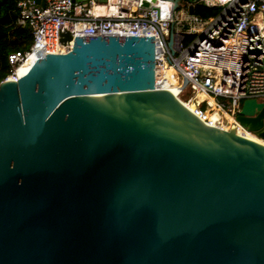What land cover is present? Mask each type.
I'll return each mask as SVG.
<instances>
[{"label": "water", "instance_id": "obj_1", "mask_svg": "<svg viewBox=\"0 0 264 264\" xmlns=\"http://www.w3.org/2000/svg\"><path fill=\"white\" fill-rule=\"evenodd\" d=\"M73 1L132 12L138 2ZM70 41L0 82V264H264V149L155 91L153 37L58 29V44ZM119 91L141 119L150 105L184 127L85 99ZM235 120L264 142V102L245 100ZM152 126L202 132L221 150ZM230 142L252 151L224 150Z\"/></svg>", "mask_w": 264, "mask_h": 264}, {"label": "built area", "instance_id": "obj_2", "mask_svg": "<svg viewBox=\"0 0 264 264\" xmlns=\"http://www.w3.org/2000/svg\"><path fill=\"white\" fill-rule=\"evenodd\" d=\"M143 1L150 6L142 8ZM152 1L138 0L136 9L141 13L73 0H43V6L18 1L15 25L29 29L32 43L25 52L8 55L10 70L4 80L15 78L30 55L70 52L73 42L58 44V29L75 37H153L156 90L174 88L207 128L237 130L235 118L242 103L264 102V0ZM190 6L219 13L203 19L189 14Z\"/></svg>", "mask_w": 264, "mask_h": 264}, {"label": "bare ground", "instance_id": "obj_3", "mask_svg": "<svg viewBox=\"0 0 264 264\" xmlns=\"http://www.w3.org/2000/svg\"><path fill=\"white\" fill-rule=\"evenodd\" d=\"M41 58V55H38V57L36 55H30L26 61V63L21 66L17 72H16V77H8L5 80V83H17V80L19 78H21L22 76H24L30 69L31 65L37 60ZM163 80V79H162ZM173 80L176 81V79H172V83ZM161 83H164V80L161 81ZM156 91V87L154 88ZM167 91H169L170 93H172V95L176 96V99L189 111L192 110V108L189 105L184 104V102L182 100H180V98L177 95L176 90L173 89H168ZM150 92L149 90L146 91H142V93H148ZM128 92H116V93H111V94H106V95H93L90 97H86L85 99L93 102L94 104L98 105L99 107H102L104 109H107L108 111L114 113L115 115H118L119 117H122L124 119H128V118H132V117H136L134 118L135 121H138L141 124H147V120L150 119H157V120H167V121H171L170 123L177 125L178 127H184V121L183 120H179V119H171L169 117H167L166 114H164L163 112H161L162 114H160V112L156 111L154 108H152L150 105L146 106V110L145 112H141V113H147L144 119H141L138 114L137 111H131L129 105L125 102L124 98L125 95H127ZM136 107H142L139 106V104H135ZM160 110L162 111V108L159 107ZM140 113V112H138ZM166 115V116H165ZM231 117H227V119ZM229 120V119H228ZM236 121V120H235ZM237 123V122H236ZM238 124V123H237ZM153 127V126H152ZM238 129L237 130H233V133L235 135H237L238 137H240L241 139L245 140L247 143H251L257 147H260L262 149H264V142L260 139H258L255 135H253L252 133L247 132L246 130L242 129L239 124H238ZM154 129H157V131H160L162 133H165L167 135H170L174 138L179 139L180 141H183L187 144L199 147L201 149H205V150H213V151H219L221 150V148L218 147V145H215L210 139V137H208L207 135L203 134L202 132H178L175 131L173 129L170 128H166L163 126H154ZM228 146L224 147V150L227 149H233L236 151H248L251 152L252 149L246 145H241V144H236L234 142H230L227 144ZM226 149V150H227Z\"/></svg>", "mask_w": 264, "mask_h": 264}, {"label": "trees", "instance_id": "obj_4", "mask_svg": "<svg viewBox=\"0 0 264 264\" xmlns=\"http://www.w3.org/2000/svg\"><path fill=\"white\" fill-rule=\"evenodd\" d=\"M20 0H0V82L9 74L7 57L12 52H25L32 43L28 28L15 25L18 17L17 2ZM195 15L207 19L216 16L219 9L196 6ZM190 38H187L189 41Z\"/></svg>", "mask_w": 264, "mask_h": 264}, {"label": "rangeland", "instance_id": "obj_5", "mask_svg": "<svg viewBox=\"0 0 264 264\" xmlns=\"http://www.w3.org/2000/svg\"><path fill=\"white\" fill-rule=\"evenodd\" d=\"M184 3L183 2H180L179 3V8L181 9V8H183V5ZM173 83H175V80H173ZM176 87V86H175ZM185 98V97H184ZM192 109H193V106H190ZM230 121H232V119H230V118H228Z\"/></svg>", "mask_w": 264, "mask_h": 264}]
</instances>
